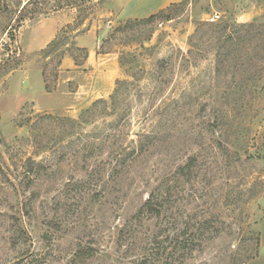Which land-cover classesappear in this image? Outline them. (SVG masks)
<instances>
[{"label":"rangeland","instance_id":"rangeland-1","mask_svg":"<svg viewBox=\"0 0 264 264\" xmlns=\"http://www.w3.org/2000/svg\"><path fill=\"white\" fill-rule=\"evenodd\" d=\"M117 17L0 0V264H264V0Z\"/></svg>","mask_w":264,"mask_h":264},{"label":"crops","instance_id":"crops-1","mask_svg":"<svg viewBox=\"0 0 264 264\" xmlns=\"http://www.w3.org/2000/svg\"><path fill=\"white\" fill-rule=\"evenodd\" d=\"M105 6L108 9L116 10L118 12V20H142L146 19L152 15L157 14L158 12L167 9L170 5L181 3L183 0H104ZM118 4V11L114 5ZM151 6L154 9H151ZM117 14V13H116ZM257 15H260L258 12ZM247 15H241L238 19H243ZM254 15L250 16L252 20ZM237 19V21H238ZM92 33L91 31H89ZM95 33V32H93ZM88 36H84L83 41L86 42ZM109 56V55H107ZM91 56L89 55L90 59ZM93 57V62H94ZM110 61V63H109ZM103 66V75L97 74L92 77L90 81L96 88L94 90L98 97H107L112 91V85L114 86V81L118 74V66L116 64V60L112 57L110 60L106 61V63L102 64ZM99 75V76H98ZM91 76V75H90Z\"/></svg>","mask_w":264,"mask_h":264},{"label":"trees","instance_id":"trees-1","mask_svg":"<svg viewBox=\"0 0 264 264\" xmlns=\"http://www.w3.org/2000/svg\"><path fill=\"white\" fill-rule=\"evenodd\" d=\"M164 11H166V9L158 12L155 15L150 16L147 19L153 20V19L157 18L158 15L163 14ZM244 26L245 25H243L242 27H244ZM134 153H137L136 149H133L131 152L127 153L128 159L130 157H132V155H134ZM127 157L123 158L122 156H120V161L123 163V161H125V159ZM189 168H190L189 165H185L183 167V170H189ZM161 199H163V198H161ZM156 202H157V200H155L153 195H151V196L149 195V197L142 204L140 210L137 212L136 217H139L141 214H144V213H149L150 215H154L156 217H160V211H161L162 205H157ZM156 263L157 264H159V263L163 264V262H161L160 260H157ZM139 264H150V263L148 262V259L142 257Z\"/></svg>","mask_w":264,"mask_h":264},{"label":"built area","instance_id":"built-area-1","mask_svg":"<svg viewBox=\"0 0 264 264\" xmlns=\"http://www.w3.org/2000/svg\"><path fill=\"white\" fill-rule=\"evenodd\" d=\"M221 19V14L218 12H213L207 17V22L210 24H215Z\"/></svg>","mask_w":264,"mask_h":264}]
</instances>
